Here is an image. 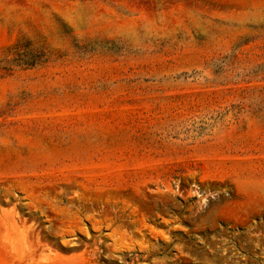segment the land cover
Instances as JSON below:
<instances>
[{
    "label": "rangeland",
    "instance_id": "1",
    "mask_svg": "<svg viewBox=\"0 0 264 264\" xmlns=\"http://www.w3.org/2000/svg\"><path fill=\"white\" fill-rule=\"evenodd\" d=\"M0 264H264V0H0Z\"/></svg>",
    "mask_w": 264,
    "mask_h": 264
}]
</instances>
